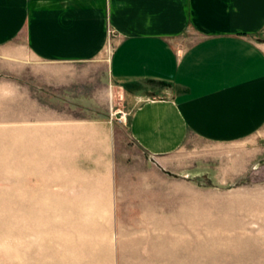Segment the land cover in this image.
<instances>
[{
	"label": "crops",
	"instance_id": "crops-1",
	"mask_svg": "<svg viewBox=\"0 0 264 264\" xmlns=\"http://www.w3.org/2000/svg\"><path fill=\"white\" fill-rule=\"evenodd\" d=\"M259 37L264 0H0V70L33 108L42 151L56 155L62 217L130 250L173 251L205 232L204 219L224 216L226 200L197 177L209 154L187 144L222 149L216 180L241 177L264 155ZM103 63L110 92L97 78ZM114 93L143 164L116 158L112 118L95 115ZM82 105L95 116L64 109Z\"/></svg>",
	"mask_w": 264,
	"mask_h": 264
},
{
	"label": "rangeland",
	"instance_id": "rangeland-1",
	"mask_svg": "<svg viewBox=\"0 0 264 264\" xmlns=\"http://www.w3.org/2000/svg\"><path fill=\"white\" fill-rule=\"evenodd\" d=\"M80 67L92 79V67ZM97 78L107 79L110 92L105 63L98 66ZM12 79L15 76L0 70V264H264V155L241 177L221 172L216 180L211 170L220 165L222 149L191 138L188 149H202L211 159L197 177L210 196L226 200L225 215L204 219L205 232L187 236L192 240L178 242L176 250H155L148 243L142 244V250H130L136 245L121 243L119 235H92L80 226L81 220L62 217L56 155L42 151L41 125L33 121V108L16 97L24 94L22 88L13 84L10 89ZM86 86L89 89H82V95L92 94V82ZM64 109L71 118H112L116 158L143 164L127 131L129 108L121 96H108L95 115L92 107L84 105Z\"/></svg>",
	"mask_w": 264,
	"mask_h": 264
},
{
	"label": "bare ground",
	"instance_id": "bare-ground-1",
	"mask_svg": "<svg viewBox=\"0 0 264 264\" xmlns=\"http://www.w3.org/2000/svg\"><path fill=\"white\" fill-rule=\"evenodd\" d=\"M250 203H251V202H250ZM252 204H253V203H252ZM257 204H258V203H257ZM250 205H251V204H250ZM232 208H233V207H232ZM258 208H259V207H257V210H258ZM261 210H262V208H261ZM262 211H264V210H262ZM255 212H256V211H255ZM256 214H257V213H256ZM249 215H250V214H249ZM249 215H248V216H249ZM210 217H211V216H210ZM241 217L243 218V216H241ZM245 217H247V216H245ZM214 220H215V219H214ZM220 220H221V219H220ZM211 221H212V220H211ZM243 221H244V220H243ZM213 224H214V223H213ZM205 227H206V226H205ZM208 228H209V227H208ZM206 230H207V229H206ZM254 238H255L256 240H257V239H261V240H262V237H257V236H256V237H254Z\"/></svg>",
	"mask_w": 264,
	"mask_h": 264
},
{
	"label": "built area",
	"instance_id": "built-area-1",
	"mask_svg": "<svg viewBox=\"0 0 264 264\" xmlns=\"http://www.w3.org/2000/svg\"><path fill=\"white\" fill-rule=\"evenodd\" d=\"M121 118H122V116H121Z\"/></svg>",
	"mask_w": 264,
	"mask_h": 264
}]
</instances>
